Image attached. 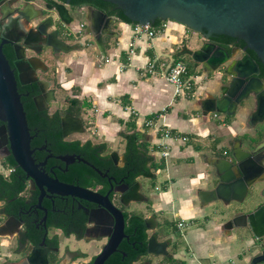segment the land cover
Returning <instances> with one entry per match:
<instances>
[{"label": "crops", "instance_id": "crops-1", "mask_svg": "<svg viewBox=\"0 0 264 264\" xmlns=\"http://www.w3.org/2000/svg\"><path fill=\"white\" fill-rule=\"evenodd\" d=\"M160 26L162 32L150 38L147 33H138L135 24L116 18L112 27L114 34L105 38L106 57L100 53L95 43L70 31V38L74 39L71 43L75 46L73 50L66 52L69 55L68 62H62V68L57 72L62 74V80L67 84V80L71 79L67 78L68 75L77 74L79 69H74L73 63L77 61L79 67L80 64L84 65V71L77 80L79 86L73 88L74 98L89 104L84 110L91 112L95 109L99 116L102 115L103 118L98 116L95 124L99 128L98 134L105 135L106 141L114 142L123 134L135 131L143 134L140 139L148 144L150 154L157 164L155 179L143 176L138 178L139 182L141 178L148 179L154 187L150 196L144 194L146 200L140 201L145 202L152 213L150 216H143L145 219L156 217L158 226L160 221L165 223L161 225L162 234L157 233L160 240H168V250L171 246H179V239L174 235L170 236L172 232L168 228L187 239L185 228L191 225L196 227V240L193 239L192 243L187 239L186 247L193 264H211L207 259L218 256L221 263L213 260V264H252V259L262 249L256 247L255 243L253 256L243 259V254L234 253L238 241L235 228L229 230L225 225L237 214L254 211L264 203L260 188L256 196L245 200V204L234 194L212 196L207 192L216 187L214 173L219 159L231 158L236 144L247 140L256 130H264V125L253 122V113L257 109L256 99L252 98V108H237L231 114L213 111L212 106L222 86L225 70L206 68L192 58V52L200 45L188 43V27L172 20L162 21ZM110 46L115 49L112 56L109 54ZM94 50L98 51L96 59L90 61L89 54H94ZM185 57L190 58L192 64L186 63ZM154 59L158 60L159 65L165 64L160 69L162 71L175 62L186 63L193 70L194 95L176 94L175 86L161 73L148 72L146 67ZM87 76L90 77L89 82H85ZM226 78L232 79L231 76ZM201 80L203 84L199 83ZM216 113L219 115L215 116ZM148 120H152L154 124L147 126ZM164 129L170 131L169 137L164 136ZM88 140L90 139L85 141ZM165 151L168 152L167 156H164ZM263 188L264 186L261 192ZM168 213L173 215V220L166 217ZM170 223L171 227L168 225ZM245 228L254 239H258L249 225ZM7 239H10L8 244ZM259 239L264 240V236ZM13 244L15 247L13 237H0L2 247ZM0 254L7 257H0V264L14 258L13 254L6 251ZM173 256L188 264L187 257L178 252ZM159 258L158 264H163ZM150 260L148 257L139 264H151Z\"/></svg>", "mask_w": 264, "mask_h": 264}, {"label": "water", "instance_id": "water-1", "mask_svg": "<svg viewBox=\"0 0 264 264\" xmlns=\"http://www.w3.org/2000/svg\"><path fill=\"white\" fill-rule=\"evenodd\" d=\"M101 1L114 4L127 18L140 25L152 26L158 20H172L201 34L203 43L192 52V58L206 68L225 70L222 75V86L212 106L213 111L231 114L236 112L241 104L255 98L257 109L253 113V122L264 125V80L260 76V65L264 66V0ZM57 8L64 26L71 27L76 21L75 18L64 5L57 4ZM86 17L89 23L88 33L93 36L100 53L106 57L105 38L107 35L114 34L112 27L117 16L92 7L86 11ZM44 33L40 30L38 32L42 41ZM217 35L236 38L243 41L245 45L242 49L229 51L210 41ZM6 38L13 39L10 35H6ZM34 42L38 41H30V43ZM57 42L61 45L59 47L61 51L67 52L74 49L60 39H57ZM3 44H0V119L7 124L3 132H7L15 161L40 187L42 193L38 207H41L47 192L84 199L97 205L92 210L87 209L89 223L98 227L106 226L107 223L113 224L110 233L97 237L108 238V241L103 246L102 252L97 255L94 264H105L114 253L120 251L119 247L123 239L127 237L125 214L114 205L110 193L104 195L64 183L40 170V164H37L32 156L33 137L29 132L27 115L18 92L17 79L4 53ZM30 75L33 76L34 72ZM226 76H231L232 79L228 80ZM31 80L38 81L42 92L35 98L37 108L41 111L50 109V103L57 99L53 90L48 91L47 87L51 85V82L39 80L37 77ZM62 128L64 136L85 132L83 119L70 113L62 117ZM142 135L141 132H137L136 138L139 139ZM113 155L120 157L117 152H113ZM60 158L68 163L74 160L68 157ZM122 159L123 162L127 161L125 156ZM81 160L88 163L84 159ZM216 169L214 173L216 187L207 194L212 196L234 194L243 204L248 197L251 199L256 196L259 192L258 185L264 184V130L260 128L247 140L236 144L233 148V156L219 159ZM140 189L141 183L138 182L128 193H122L117 189L116 192L123 194L125 203L145 201L146 196ZM260 195L264 197V188L262 192L260 191ZM145 224L147 231L152 232L158 226L154 216L146 218ZM21 225L22 223L15 217L7 219L0 225V237L18 235ZM248 225L258 239L264 236V203L254 211L237 214L226 223L225 227L231 230L245 228ZM169 245L167 240H160L159 234L154 232L148 236L147 252L157 256H168ZM24 263L30 264V256L23 259L20 264ZM261 263H264V249L252 260V264ZM37 264L40 263L37 262Z\"/></svg>", "mask_w": 264, "mask_h": 264}, {"label": "flooded vegetation", "instance_id": "flooded-vegetation-1", "mask_svg": "<svg viewBox=\"0 0 264 264\" xmlns=\"http://www.w3.org/2000/svg\"><path fill=\"white\" fill-rule=\"evenodd\" d=\"M57 4L64 5L75 20V14H86V11L92 7L98 8L86 0H0V44L4 43V53L17 79L18 92L27 115L29 132L33 137L31 140L32 156L36 163L40 164V170L61 182L87 188L104 195L110 193L114 205L124 212L126 218L125 232L127 237L123 239L122 243L130 241L131 235L127 230L131 223L127 214L131 215V213L127 207L131 202L125 203L123 194L120 192L128 193L139 181L138 178L132 180L129 174L119 171L126 162H123L120 157H115L114 151H108V148L101 152V157L104 159L100 161V164L90 160L87 153L75 145H69L67 148L61 149V152H57L55 146L58 144L54 146L45 136L47 129H39V131L34 129L32 131L30 127V105H34L38 113L44 116L48 115L49 118H53L58 113V111L50 113V109L41 111L35 103V98L42 92L38 81L31 79L37 77L39 80L50 81L40 75V73L48 70L46 60L43 58L45 50L51 49L54 56L64 52L59 50L61 45L57 39L70 46H75L69 42L70 39H66L70 38L71 29L64 26L61 21ZM88 29L89 23H81L79 26L80 33L88 32ZM39 30L45 32L42 35L43 41L38 34ZM6 35H10L13 39L9 40ZM228 37L217 35L212 37L210 41L227 48L229 51L244 47L243 41L236 38L227 40ZM30 41L38 42L30 43ZM31 72H34L33 76L30 75ZM260 76L264 80L261 74ZM52 86L51 82V85L47 87L48 91L53 90L56 95ZM53 102L50 103V108ZM66 114L69 113L60 114L62 134V117ZM6 125V122L0 119V167L4 168L7 176L14 171H19L21 173L19 178L24 180L26 186L19 194L21 202L13 200L8 203L6 200H0V225L11 217H15L22 223L18 235L3 236L15 239L14 254L17 257L15 259L9 258L2 264H20L28 256H30V264H37V262L40 264H94L100 252L88 253L79 247H71V243L108 241V238L97 237L101 234L110 233L113 224L107 223L106 226L102 227L90 224L87 209L92 210L97 205L72 196L47 192L43 197L41 207H38L42 193L40 187L17 163L16 167L8 165V161H15V158L7 132H3ZM41 131L44 133L43 136L40 134ZM49 131L51 135L59 132V130L54 129H49ZM72 135L64 136L63 134L62 141L71 143L80 141L81 145L90 141L82 142L79 138H70ZM92 153L95 154L96 152ZM60 157L73 158L74 160L68 163ZM116 189L120 192H116ZM125 256L129 255L125 253ZM110 258L105 264H110Z\"/></svg>", "mask_w": 264, "mask_h": 264}, {"label": "rangeland", "instance_id": "rangeland-1", "mask_svg": "<svg viewBox=\"0 0 264 264\" xmlns=\"http://www.w3.org/2000/svg\"><path fill=\"white\" fill-rule=\"evenodd\" d=\"M76 17V21L71 25V32L74 33V35H80L81 38L83 39H87L88 41H91L93 43H95L93 41V36L91 34H89L87 31L85 32H79V26L81 25V23H86L88 24V21L86 20V14H75ZM201 34L196 33L192 30H190V35H189V39H188V43H190L193 46L196 45H201L202 40H201ZM67 40H69V42L73 41L74 39L71 38H66ZM90 51H92L93 49H91V47L89 48ZM89 51V52H90ZM115 52L114 47L109 48V54L112 56ZM98 51L94 50V54H89L90 57V61H94L96 59L95 54H97ZM68 57L69 55L66 52H62L59 55H53V52L51 49H46L44 54H43V58L46 60V65L48 66V70L47 72L44 73H40L42 78H47L52 82V87L55 89L56 91V97L57 99L52 103L51 108L49 110L50 113H54L56 111H58L61 115H64L65 113L68 112V107L70 105V99L74 98L75 95V91L73 90L74 87H78V77L81 76V73L84 71V65L80 64V67L77 63V61H75L73 63L74 65V69H78L77 74H73V75H68L67 78V84L66 82L64 83V81L62 80V74L57 70L59 68H62L61 63L62 62H68ZM184 61L188 64H192V61L190 60V58L185 57ZM73 76V77H72ZM69 81H71L69 83ZM73 81V82H72ZM90 81V77L87 76L85 79V82H89ZM203 81L201 80L199 83L201 84ZM203 84V83H202ZM79 93V92H77ZM253 101L252 99L249 101L244 102L243 104H241L238 108L240 109L241 107H251L254 106L253 105ZM252 108V107H251ZM98 111L97 110H92L91 112H89L88 110H82L81 114H80V118L83 119V123L85 126V132L84 133H75L73 134L70 138H81L82 142H84L87 139H90L93 143H105L107 145L108 151H114L117 152L120 156H123L124 151H125V146H126V142H122L124 139V134L122 135V137H120L118 140L114 141V142H108L106 141V137L105 135L100 136L98 134L99 132V128L96 127L95 122L98 120ZM224 115L222 114L221 117H223ZM100 118H103L102 115L99 116ZM101 121V119H100ZM123 138V139H122ZM1 166V164H0ZM2 171V172H1ZM0 173H3L4 175H8L6 172H4V168L0 167ZM140 183L142 186V193L143 194H147L148 196H150V193H152L154 191V187H153V183L151 181H149L146 178H141L140 179ZM260 188V191L262 189V187L264 186L263 184L258 185ZM250 198L248 197L247 201ZM127 209L129 210V212L132 213H137L140 215H145V216H150L152 213L151 211L147 208V204L145 202H132ZM209 212V211H208ZM144 217V216H143ZM168 219L173 220V215L168 213L166 216ZM165 224L163 221H160V226H158L157 231H149L148 234L151 235L154 232H158L160 234H162L163 229L161 228V225ZM169 227H171L172 223L168 224ZM169 232H172L171 234H169L170 236L174 235L176 236L179 240V246L176 248H173L172 246L170 247L169 253L171 255H173L174 253L176 254L178 252V254L187 257L188 259V264H193L192 263V257L190 255V253H188L187 247H186V240H190L192 243H194L193 239L196 240V236H194V230L196 229V227L189 225V227L185 228L186 232H187V239L184 238V236L182 237L180 233H178L177 231H175L174 229L168 228ZM246 229V228H245ZM249 230H244V228H235V233L238 235V241L236 247L237 250L234 253H241L243 254V259H246V256H253V250L254 248V244L256 243V247L259 246L262 250L264 249V240H260V239H254L252 234H250V232H248ZM10 239H7V244L8 241ZM253 240V241H251ZM107 241L103 240V241H94L92 243H86V242H81L79 244H76L75 242L71 243V247H79L80 249H82L83 251H86L88 253H99L101 252L103 246L106 244ZM12 243V241H11ZM10 245V243H9ZM14 244L12 246H4L2 247L0 245V252H8L11 255L14 254ZM173 253V254H172ZM232 255V254H231ZM14 256V259L17 257L15 254L12 255ZM1 258H7L6 256L0 254ZM151 258L150 262L151 264H153L155 262V264H158V258L159 260H161L164 264H168L166 261V258L164 256H157V255H152V254H146L144 256H142L139 260L142 261L144 259L147 258ZM219 257V256H218ZM211 258L210 260L207 259V262H210L211 264H213V260H217L219 263H221V261L219 260V258ZM13 258V257H12ZM253 258V257H252ZM253 260V259H252ZM2 262V259H0V263ZM139 262L134 263V264H139ZM245 263V262H244ZM178 264H180L178 262ZM264 264V263H261Z\"/></svg>", "mask_w": 264, "mask_h": 264}, {"label": "trees", "instance_id": "trees-1", "mask_svg": "<svg viewBox=\"0 0 264 264\" xmlns=\"http://www.w3.org/2000/svg\"><path fill=\"white\" fill-rule=\"evenodd\" d=\"M86 1L93 3L101 10L107 11L109 15L117 16V18L124 22L135 25L138 24L127 18L123 11L117 9V7L112 3L101 0ZM161 23L162 21L158 20L154 26H159ZM227 40H233V38L228 37ZM242 45H245V43L242 42ZM251 53L255 55L253 52ZM261 67V75L264 78V66L261 64ZM192 72L193 70L189 68V75H192ZM88 106V103H82V101L78 98H72L70 99V105L67 110L68 113L79 117L83 108ZM60 120L61 116L59 112L56 113L53 118H49L48 115L44 116L41 115V113H38V110L34 107V105H30V127L32 131L34 129H37L38 131L39 129H47L48 131L45 133V136L50 142L53 143L54 146L55 144H58L55 146V150L57 152H61V149L67 148L69 145H75L77 148L87 153V156L90 160L100 164V161H103L104 159L101 157V152L106 150L107 145L105 143L95 145L92 141H88L85 145H81L80 141L72 143L63 142ZM132 126L135 127L133 124ZM49 129L59 130V132L51 135ZM40 134L43 136V131H41ZM124 138L126 140L124 154L127 161L124 167L119 169V171L123 172L124 174H129L132 180H135L141 176L155 179L154 170L157 168V164L155 163V158L150 154L148 144L143 139L136 138V131L131 134H124ZM92 152H96V155ZM8 165L14 167L17 166L14 160L8 161ZM19 175H21L19 171H14L9 176L0 173V200H6L8 203L13 200H18L21 202L19 200V194L21 190L25 188L26 183L24 180L19 178ZM127 217L130 219L131 223L127 230V232L131 235V240L125 241L120 245V251L114 253L111 256L109 260L110 264H134L142 256L148 254L147 239L149 234L146 228L145 218L137 213H132L131 215L127 214ZM125 253H127L129 256H125ZM165 258L169 264H178V262L180 264H186L184 261L175 259V257L171 254Z\"/></svg>", "mask_w": 264, "mask_h": 264}, {"label": "built area", "instance_id": "built-area-1", "mask_svg": "<svg viewBox=\"0 0 264 264\" xmlns=\"http://www.w3.org/2000/svg\"><path fill=\"white\" fill-rule=\"evenodd\" d=\"M136 31L138 33H147L150 38H153L157 34L162 32V27L154 26V25H136ZM158 60L154 59L150 61L147 65V70L150 73H161L162 76H164L170 83H172L175 86V92L176 94H191L194 95V86H195V80L192 77V75H189V68L186 63L183 61L175 62L173 65L169 66L167 69L165 68L163 71L160 70L165 65L164 63L159 65L158 68ZM219 114H215V116H218ZM154 123L152 120H148L146 122L147 126H152ZM170 131L168 129H164V136L169 137ZM227 153V152H225ZM168 152H164V156H167ZM182 223L180 224V226Z\"/></svg>", "mask_w": 264, "mask_h": 264}]
</instances>
